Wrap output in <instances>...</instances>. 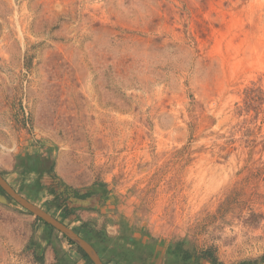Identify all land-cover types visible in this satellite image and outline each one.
<instances>
[{"label":"rangeland","instance_id":"374dc122","mask_svg":"<svg viewBox=\"0 0 264 264\" xmlns=\"http://www.w3.org/2000/svg\"><path fill=\"white\" fill-rule=\"evenodd\" d=\"M0 176L101 264H264V0H0ZM0 195V264H93Z\"/></svg>","mask_w":264,"mask_h":264},{"label":"water","instance_id":"95a60500","mask_svg":"<svg viewBox=\"0 0 264 264\" xmlns=\"http://www.w3.org/2000/svg\"><path fill=\"white\" fill-rule=\"evenodd\" d=\"M0 188L9 196L16 204L25 209L26 211L32 213L38 219H41L52 228L63 234L68 240L73 242L88 258L93 264H101L98 258L97 253L93 247L78 236L74 231L60 223L59 221L53 219L24 198L17 195L12 188L2 179L0 176ZM0 200L4 201L5 199L0 195Z\"/></svg>","mask_w":264,"mask_h":264},{"label":"trees","instance_id":"16d2710c","mask_svg":"<svg viewBox=\"0 0 264 264\" xmlns=\"http://www.w3.org/2000/svg\"><path fill=\"white\" fill-rule=\"evenodd\" d=\"M92 194L93 193H91V192H84V193H82L81 195H79L78 193H76V195H75V198L77 199V200H82V199H86V198H89V197H91L92 196ZM38 220H40V219H38ZM67 242L70 244V245H73V242H71L70 240H68L67 239ZM78 251H79V253L81 254V256L84 258V259H87L88 260V258H87V256L78 248ZM174 255H176L177 257H179L180 256V258L182 259V264H189L191 261L193 262V261H195V262H197L195 259H192L191 257H190V255L188 254V253H183L182 255H180L179 254V252H175V253H173ZM179 259V258H178ZM123 260V261H122ZM121 260V262L119 261V260H117L115 263H117V264H130L131 263V259H128V258H124V259H122Z\"/></svg>","mask_w":264,"mask_h":264},{"label":"flooded vegetation","instance_id":"af4514ba","mask_svg":"<svg viewBox=\"0 0 264 264\" xmlns=\"http://www.w3.org/2000/svg\"><path fill=\"white\" fill-rule=\"evenodd\" d=\"M64 191H65V192H69L68 194H69L70 197L73 198V199H76V198H75L76 193H78L79 195H81V194L84 193V192H88V191L80 192V191H77V190L69 189L68 187H65V188H64Z\"/></svg>","mask_w":264,"mask_h":264},{"label":"crops","instance_id":"0c3cea01","mask_svg":"<svg viewBox=\"0 0 264 264\" xmlns=\"http://www.w3.org/2000/svg\"><path fill=\"white\" fill-rule=\"evenodd\" d=\"M80 258H82L83 259V257L82 256H80ZM84 260V259H83ZM80 262V261H79ZM76 264H78V263H76ZM80 264H82V263H80ZM86 264V263H85ZM114 264H117V263H114ZM130 264H139L138 262H133V263H130ZM201 264H204L203 262L201 263Z\"/></svg>","mask_w":264,"mask_h":264}]
</instances>
